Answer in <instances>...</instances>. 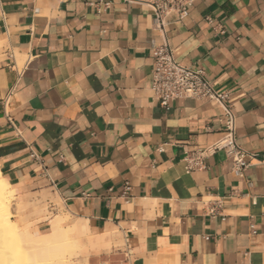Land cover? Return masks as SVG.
Returning a JSON list of instances; mask_svg holds the SVG:
<instances>
[{
  "label": "crops",
  "instance_id": "obj_1",
  "mask_svg": "<svg viewBox=\"0 0 264 264\" xmlns=\"http://www.w3.org/2000/svg\"><path fill=\"white\" fill-rule=\"evenodd\" d=\"M152 21L146 0H0V177L63 208L22 225L59 219L76 264H264V0H195L165 31L228 96L236 142L261 160L243 176L224 150L185 170L223 135L222 109L159 105Z\"/></svg>",
  "mask_w": 264,
  "mask_h": 264
},
{
  "label": "built area",
  "instance_id": "obj_2",
  "mask_svg": "<svg viewBox=\"0 0 264 264\" xmlns=\"http://www.w3.org/2000/svg\"><path fill=\"white\" fill-rule=\"evenodd\" d=\"M194 1L146 0L152 11V25L163 37L160 45L152 46L153 66L149 89L159 105L166 110L177 98H207L215 101L222 109L223 135L210 146L187 154L184 158L185 170L189 172L203 168L205 156L224 150L231 160L234 173L243 176L248 167L256 165L261 160L257 154L245 150L236 142L235 115L231 106L226 103L228 96L214 87L203 69L179 63L174 58L173 48L166 39V27L171 23L181 22L188 15V10ZM30 155L35 156L32 151ZM123 190L127 195L129 185L125 184ZM210 213H215L214 208L210 210Z\"/></svg>",
  "mask_w": 264,
  "mask_h": 264
},
{
  "label": "bare ground",
  "instance_id": "obj_3",
  "mask_svg": "<svg viewBox=\"0 0 264 264\" xmlns=\"http://www.w3.org/2000/svg\"><path fill=\"white\" fill-rule=\"evenodd\" d=\"M12 197H13V189L11 188L9 182H7L6 180L0 177V236L4 243L5 242L12 243L14 241H16L17 243L20 242L21 244L28 246V248H31L32 251L29 252L28 255L29 258H27V261L25 262L20 261L21 259L18 261L16 259L17 257L13 258L12 256L11 257L5 256L6 259L4 261L0 260L2 261L1 263L2 264H76V262L72 261L74 259L70 260L71 261L70 263L68 260L64 258L65 253L70 251V245L67 239L66 230L61 225L60 220L59 219L51 220V229L47 233L32 234L28 231L26 224H24L26 226L22 225L21 227H19V225L17 226L14 220L10 218L11 215L10 200ZM8 239H10L11 241ZM27 250L28 249H26L25 251ZM9 251L4 250L3 254L8 255ZM24 257H26V255Z\"/></svg>",
  "mask_w": 264,
  "mask_h": 264
},
{
  "label": "rangeland",
  "instance_id": "obj_4",
  "mask_svg": "<svg viewBox=\"0 0 264 264\" xmlns=\"http://www.w3.org/2000/svg\"><path fill=\"white\" fill-rule=\"evenodd\" d=\"M19 63H20V61H19ZM22 198H23L22 196L16 195L11 199V215H10V218L12 220H14L18 225H22L23 223L29 222V221L35 222L38 219H41L46 215H52L54 213L63 211L62 206H60L59 202H57V201H54L56 205L51 207L46 202L44 197H42L40 200H35V201H30V202L27 200H23ZM37 212H39V213H37ZM43 222H44V220H39L38 222H35L34 225L36 226V225H39V223L42 224ZM46 223H47V221L44 222V224H46ZM8 240H10V239H8ZM2 242H3V240L0 236V260L4 261L6 259V257L12 256L13 258L17 257L16 259L18 261L20 259H21L20 261H23V262L27 261V258H29V256H28L29 252L32 251L31 248H28V246H25L24 244H21L20 242L17 243L16 241H14L12 243L11 242L10 243L5 242L7 244H5L4 242H3L4 243L3 244ZM26 249H28L29 251L28 250L25 251ZM4 250H7V251L10 250L8 255L3 254ZM18 255H21V256H18ZM25 255H26V257H24ZM76 256H79V253L66 252L64 255V258L71 263L70 260H72V258H75ZM24 258H25V260H24ZM1 262L2 261H0V264H2Z\"/></svg>",
  "mask_w": 264,
  "mask_h": 264
}]
</instances>
